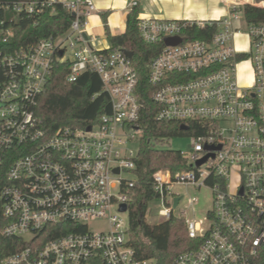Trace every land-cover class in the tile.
Wrapping results in <instances>:
<instances>
[{"label": "built area", "instance_id": "1", "mask_svg": "<svg viewBox=\"0 0 264 264\" xmlns=\"http://www.w3.org/2000/svg\"><path fill=\"white\" fill-rule=\"evenodd\" d=\"M54 1L16 2L12 10L31 13ZM225 2L228 14L215 20L138 16L142 40L163 42L147 70L151 99L159 108L155 119L181 121L187 129L190 121L206 127L190 136L189 152L179 150L188 169L174 177L167 170L153 176V199L161 200L158 213L166 219L176 216L180 202L170 193L171 184L204 186L212 193L203 219L179 216L189 237L200 243L179 253L174 264H252L264 243V24L248 22L241 10L245 3L264 8V0ZM63 4L73 13L65 33L0 49V234L25 243L2 263L154 264L136 256L128 219L121 216L127 210L119 209L127 205L124 185L132 187L135 180L123 173H133L143 134L136 69L122 49L92 47L87 32L92 0ZM137 4L131 0L128 7ZM207 24L216 27L209 38L181 34L187 26ZM239 35L247 39L243 48L235 44ZM170 36L181 40L167 45L164 38ZM12 37V30L0 27V42ZM56 61L67 63L68 82L86 71L97 74L110 103L97 122L58 127L51 134L40 127L34 107ZM132 142L136 151L128 147ZM194 202L195 197L188 199L189 205ZM102 218L109 221L107 230L89 229L88 222Z\"/></svg>", "mask_w": 264, "mask_h": 264}, {"label": "trees", "instance_id": "2", "mask_svg": "<svg viewBox=\"0 0 264 264\" xmlns=\"http://www.w3.org/2000/svg\"><path fill=\"white\" fill-rule=\"evenodd\" d=\"M23 1L43 0H0V27L13 31V37L0 42L2 51L35 43L43 38H56L67 31L72 14L63 2L55 0L44 5L41 10L28 13L24 10L15 14L13 4ZM252 1V0H250ZM241 10L250 23L264 24V8L245 3ZM104 28L110 47L104 51L127 49L132 51V65L137 72V93L143 105L140 122L143 134L140 138L135 158L134 185L127 187L128 241L138 258H150L154 264H174L175 257L186 250L195 249L200 239L190 238L182 217L171 216L159 224L146 222L144 214L147 203L156 197L153 188V176L158 170H167L170 175L188 169L187 159L179 150L165 147L172 138L194 136L205 132L200 122H187L188 129L180 128L181 121L156 120L158 106L151 99L153 87L147 81V70L151 59L159 52L163 42L148 43L142 40L138 31V7H132L125 20V30L120 34H111L104 17ZM216 30L215 25L187 26L182 31L184 39L209 38ZM68 65L56 61L51 76L38 96L34 113L40 120V127L51 134L58 127H84L95 123L99 117L109 111V97L102 89L96 73L86 71L77 80H66ZM4 224L1 215L0 229ZM25 246L17 237H5L0 234V264L10 254ZM252 264H264V243L259 247Z\"/></svg>", "mask_w": 264, "mask_h": 264}, {"label": "crops", "instance_id": "3", "mask_svg": "<svg viewBox=\"0 0 264 264\" xmlns=\"http://www.w3.org/2000/svg\"><path fill=\"white\" fill-rule=\"evenodd\" d=\"M66 2L69 0H59ZM95 10L88 16V35L93 38L92 47L105 49L110 43L105 35L104 17L111 34L125 30L126 15L131 0H92ZM222 3L223 5L217 6ZM138 16L164 19L215 20L228 14L225 0H138ZM104 39L101 40L100 38ZM107 40V42H106Z\"/></svg>", "mask_w": 264, "mask_h": 264}, {"label": "rangeland", "instance_id": "4", "mask_svg": "<svg viewBox=\"0 0 264 264\" xmlns=\"http://www.w3.org/2000/svg\"><path fill=\"white\" fill-rule=\"evenodd\" d=\"M249 1V0H248ZM222 3L217 4V6H222ZM202 20V19H199ZM101 40L104 38L101 37ZM105 40V39H104ZM107 42V40H106ZM235 44L236 46L243 48L247 44V39L244 35H239L235 38ZM243 74L244 79L241 80L242 83H245V76L248 74L247 70H244L241 72ZM242 77V78H243ZM191 137L189 136H180L176 138L170 139L168 142L164 144L165 147L176 149V150H183L185 152H189L192 147ZM137 143L132 142L128 147L129 149L136 151L137 150ZM234 174V173H233ZM125 177L128 178H135L134 173H123ZM230 182L233 184L236 182L235 176H231ZM170 193L174 196L180 197V202L178 206L174 209V215L181 216L182 212H185L183 214L184 218L190 219V220H199L203 219L205 216L206 210H208L212 206V193L211 191L202 186V187H196L193 185H187L183 183H173L170 187ZM171 194L168 196V198L171 197ZM195 197L196 202H194L192 205H189L188 199ZM161 200L155 198L148 202L146 212H145V220L149 224H159L166 220V218L158 213V210L162 207ZM123 217V220L126 222L128 219V212H123L121 214ZM88 227L93 232H97L100 230H107L109 228V221L106 218L97 219L88 222Z\"/></svg>", "mask_w": 264, "mask_h": 264}, {"label": "water", "instance_id": "5", "mask_svg": "<svg viewBox=\"0 0 264 264\" xmlns=\"http://www.w3.org/2000/svg\"><path fill=\"white\" fill-rule=\"evenodd\" d=\"M72 15H73V13H72ZM85 37H86V35H85ZM180 40H181L180 36H170V37H166V38H164V43L167 44V45H168V44H176V43L180 42ZM122 51H123L128 57H132V55H133L132 51H130V50L122 49ZM180 128L183 129V130H186V129H187V126L184 125V124H181V125H180ZM209 148H210V149H218V148H220V146H219V145H218V146H210ZM211 156H213V154H211ZM207 157H208V155H206V156L203 157L202 159L198 160V161L196 162V165H197V166L200 165L202 162H204V161L207 159ZM115 171L117 172L118 169H115ZM178 200H179V197H175V198H174V205H176V204L178 203ZM119 209H120V211H126V210H127V205H126L125 203H122V204L120 205V208H119Z\"/></svg>", "mask_w": 264, "mask_h": 264}, {"label": "bare ground", "instance_id": "6", "mask_svg": "<svg viewBox=\"0 0 264 264\" xmlns=\"http://www.w3.org/2000/svg\"><path fill=\"white\" fill-rule=\"evenodd\" d=\"M250 1V0H249Z\"/></svg>", "mask_w": 264, "mask_h": 264}]
</instances>
